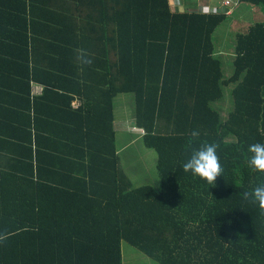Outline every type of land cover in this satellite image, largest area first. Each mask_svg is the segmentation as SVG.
I'll return each instance as SVG.
<instances>
[{"label": "trees", "instance_id": "16d2710c", "mask_svg": "<svg viewBox=\"0 0 264 264\" xmlns=\"http://www.w3.org/2000/svg\"><path fill=\"white\" fill-rule=\"evenodd\" d=\"M228 17L0 0V264H124V242L160 264H264V16L236 34L231 74L214 39ZM120 94L157 186L122 167Z\"/></svg>", "mask_w": 264, "mask_h": 264}, {"label": "rangeland", "instance_id": "374dc122", "mask_svg": "<svg viewBox=\"0 0 264 264\" xmlns=\"http://www.w3.org/2000/svg\"><path fill=\"white\" fill-rule=\"evenodd\" d=\"M218 2L219 0H212L213 5H217ZM239 17V14L228 17L218 28L214 36L216 46H218V50L222 52L225 70L228 74H231L233 71L236 34L243 32L249 25L260 21L262 18L257 16L253 20H248V18L240 20ZM133 98V94H120L115 100L118 148H123L134 137L133 144L121 152L122 165L135 186L146 183L157 186L160 184L157 169L158 154L154 149L148 148L144 144L142 136H139L143 134V130L136 127L133 123H130L134 114ZM218 106L223 110V114L226 116L228 111L232 108L230 91H228L227 98L222 103H219ZM129 127L136 133L135 136L129 130ZM123 253L124 264H160L156 260L143 254L128 242H124L123 244Z\"/></svg>", "mask_w": 264, "mask_h": 264}, {"label": "built area", "instance_id": "2783aa9c", "mask_svg": "<svg viewBox=\"0 0 264 264\" xmlns=\"http://www.w3.org/2000/svg\"><path fill=\"white\" fill-rule=\"evenodd\" d=\"M174 10L187 8L203 12L224 13L232 16L242 4V0H219L217 5H213L212 0H169ZM190 3V4H188ZM193 3V4H192Z\"/></svg>", "mask_w": 264, "mask_h": 264}, {"label": "crops", "instance_id": "0c3cea01", "mask_svg": "<svg viewBox=\"0 0 264 264\" xmlns=\"http://www.w3.org/2000/svg\"><path fill=\"white\" fill-rule=\"evenodd\" d=\"M262 11H263V9H261L259 7H254L253 5H250V4H247V3H242L240 5V7L234 12L233 15H235V14L238 15L239 14V16H240L239 19L240 20L247 19V18H248V20H253L257 16L258 17H263L264 16V11H263V13H262ZM229 17H231V16H229ZM43 90H44V86L42 84L36 83V82L32 83V95H33V97L42 95ZM115 103H116V101H115ZM79 104H80V100H78V99L74 100V102H73V106L74 107H77ZM130 123H133L135 125L134 118H132V121ZM115 128H116V131H117L116 114H115ZM129 130L132 132V134H134V136L136 135V133H134V131H132L130 129V127H129ZM139 136H142V135H139ZM133 139H134V137H133ZM133 139L130 140L123 148H121V149L118 148L120 155L122 154L121 153L122 151H124L127 147H130L133 144ZM122 167H123L125 173H127L123 165H122ZM122 247H123V245H122ZM123 258H124V253H123Z\"/></svg>", "mask_w": 264, "mask_h": 264}]
</instances>
